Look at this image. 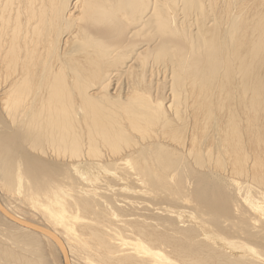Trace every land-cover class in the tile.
Instances as JSON below:
<instances>
[{
    "label": "bare ground",
    "instance_id": "6f19581e",
    "mask_svg": "<svg viewBox=\"0 0 264 264\" xmlns=\"http://www.w3.org/2000/svg\"><path fill=\"white\" fill-rule=\"evenodd\" d=\"M0 264H264V0H0Z\"/></svg>",
    "mask_w": 264,
    "mask_h": 264
},
{
    "label": "water",
    "instance_id": "95a60500",
    "mask_svg": "<svg viewBox=\"0 0 264 264\" xmlns=\"http://www.w3.org/2000/svg\"><path fill=\"white\" fill-rule=\"evenodd\" d=\"M9 219L15 221L16 223L24 226V227H29L31 229H34V230H37V231H40L50 237H52L54 240H60L58 237H56L55 235H53V233L49 230V229H46V228H43L42 226H36V225H33L32 223H29L27 221H24L22 219H19V218H15L13 215H11V213H7L6 214Z\"/></svg>",
    "mask_w": 264,
    "mask_h": 264
},
{
    "label": "rangeland",
    "instance_id": "374dc122",
    "mask_svg": "<svg viewBox=\"0 0 264 264\" xmlns=\"http://www.w3.org/2000/svg\"><path fill=\"white\" fill-rule=\"evenodd\" d=\"M21 209V208H20ZM22 211H23V209H21ZM24 212V211H23ZM27 214V213H26ZM28 214H30L31 215V213L30 212H28ZM28 216V215H27ZM32 216V215H31ZM32 217H34V216H32ZM36 217H38V216H36ZM35 218V217H34ZM39 218V217H38ZM38 218H36V219H38Z\"/></svg>",
    "mask_w": 264,
    "mask_h": 264
}]
</instances>
